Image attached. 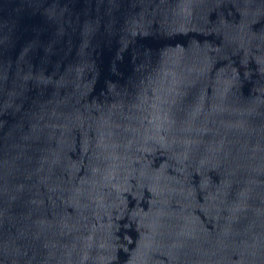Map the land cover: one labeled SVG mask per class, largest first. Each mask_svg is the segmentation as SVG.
<instances>
[{
  "label": "water",
  "instance_id": "obj_1",
  "mask_svg": "<svg viewBox=\"0 0 264 264\" xmlns=\"http://www.w3.org/2000/svg\"><path fill=\"white\" fill-rule=\"evenodd\" d=\"M0 264H264V0H0Z\"/></svg>",
  "mask_w": 264,
  "mask_h": 264
}]
</instances>
